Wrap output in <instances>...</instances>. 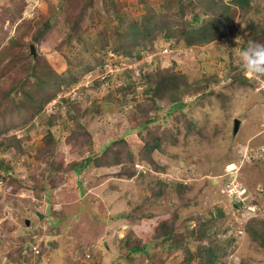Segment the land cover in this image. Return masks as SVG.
Here are the masks:
<instances>
[{
	"label": "rangeland",
	"instance_id": "374dc122",
	"mask_svg": "<svg viewBox=\"0 0 264 264\" xmlns=\"http://www.w3.org/2000/svg\"><path fill=\"white\" fill-rule=\"evenodd\" d=\"M168 1L116 0L117 13L106 0H0V98L14 85L19 103L0 100L1 126L13 122L0 133V264H264L249 233L252 220L264 230V76L236 55L264 44V0L230 10L229 29L214 23L215 37L196 45L166 32L207 24L203 0L196 22ZM151 15L146 45L130 43L135 59L117 54L116 30ZM52 71L63 79L53 97L38 82ZM144 72L180 84L185 105L146 108ZM33 95L40 107L29 114ZM149 131L163 142L148 155ZM38 238L43 254L30 248ZM130 244L146 249L128 254Z\"/></svg>",
	"mask_w": 264,
	"mask_h": 264
},
{
	"label": "trees",
	"instance_id": "16d2710c",
	"mask_svg": "<svg viewBox=\"0 0 264 264\" xmlns=\"http://www.w3.org/2000/svg\"><path fill=\"white\" fill-rule=\"evenodd\" d=\"M106 1H110L106 3H111L115 11L117 13H120V10H118V6L116 5V2H115L116 0H106ZM168 2L171 7L175 5L184 7V9L181 8L177 11L178 15H180L181 17H183L186 10L189 9L193 12L192 16H193L194 22H196L199 19V14H200V10H198L200 6L199 1L197 0H169ZM201 4L204 7L203 10L201 11H203L205 14L210 16V19L206 22L207 24H204V25L202 24L203 26L198 25V27L193 26L190 28H186V26L183 25L180 29H177L176 33L173 31L175 29L174 24L169 25L168 30L166 32V36L168 39H172V37L179 41L181 39H184V41H186L188 45H196V44H200L202 41L204 42L209 41L215 37V30H212V28L216 26L213 24L216 23L217 25H219V27H224L225 29H229L230 24H229L228 17H229L230 10H231V13H233L234 15L235 13H238V7L246 8L250 6V0H228V1L226 0H203ZM204 17H208V16H204ZM153 18H154L153 15H151L150 17L149 16L146 17V23L142 26H138L137 24L135 25L132 24L131 27L128 29V31L129 30L131 31L130 32L127 31L126 34H124V32L122 31L116 30L115 35H114L115 46H117L115 48L117 51L116 53L119 55L124 54L125 56L130 57L131 59H135L130 43L137 42L139 45H142V46L146 45V42L143 41V39H150L151 35L154 33L155 29L157 28V26L154 25L152 22ZM206 25H208V28H206ZM45 30L46 28H44V31ZM263 32H264V29H263ZM37 34L38 33H35L34 35H37ZM118 50H122L123 53L122 52L118 53ZM12 56L14 57V55ZM17 57H20V56H17ZM109 59L110 60L108 63L110 65L116 63V61L111 59V57H109ZM52 73L56 77H51V78L48 77L47 80L45 79V75L44 77L42 76L40 78L38 77L39 79L38 82H39L41 93L43 91L46 93L47 91L51 89V94H50L51 97L57 94L58 87L60 85L59 83L63 81V79L60 78V75H61L60 73L56 71H52ZM153 73L155 72H144L141 77V81L137 80L138 83H144V80H147V90L152 92L151 103L145 104L146 108H149L150 110H152L153 113L162 111L161 109L163 108H161V105H160L161 101H165V102L168 101L170 103L168 113H171L172 111H174L175 109L179 107H183L185 105V102L182 101V98L180 95V92H181L180 84L175 85L173 80H171L172 82L170 83L169 82L170 79H167L166 76H163V75L157 78L156 74H153ZM128 83H130V81ZM1 89H2V86L0 83V91ZM15 91H16V88H14V85L9 87L8 90L2 91V97L0 98V100H4L10 103L8 105H11V106L13 105L15 107V105L19 104L15 102V98H16V96L14 95ZM185 91H188V90H185ZM189 91H192V90H189ZM189 94L190 92L188 93V95ZM36 98L37 96L33 95V102H32L33 106L28 105L27 107L28 109L27 111L29 112V114L32 111H34L35 107L36 108L40 107V102L35 100ZM11 100L13 101V103H11ZM15 110L17 111L19 116L22 115L20 107H16L14 111ZM11 113L13 114V109L11 110ZM21 119H23L24 121L28 120V118L27 119L21 118ZM154 119H155L154 115H150L148 116L146 120L139 122L134 128L140 131L142 127H147L146 125ZM10 120H11L10 118L9 119L2 118L4 126H1L2 124H0V133L5 132L9 128L12 127L13 122L9 123ZM127 131L121 138L120 142L124 144L123 151L126 154L132 156L133 152L129 146V143L126 140ZM148 133L152 135L149 137L150 139L145 141L144 149H145V152L149 155V152H153L156 149L162 148L163 138L162 136H159L151 131H149ZM115 140L116 138H114L111 143H113ZM92 159H94V157L92 156L83 158V161H81L80 164H82V166H88L89 163L92 161ZM78 171H80V169H78ZM252 221H251V227L249 228V233L254 237V240L258 242L259 246H261V248H264V230L261 229L259 226L255 225ZM118 239L124 240L123 238H118ZM106 241H109V239H106ZM127 246H128V251H127L128 254H131V253L138 254L141 251H144L146 249L145 244L144 245L130 244ZM119 257H120L119 255H116L114 258H119ZM215 259H216L215 252L207 251L205 252L202 260L204 262L213 263ZM108 262H109L108 264H111L112 260ZM241 264H250V262H247L246 259L243 258Z\"/></svg>",
	"mask_w": 264,
	"mask_h": 264
},
{
	"label": "clouds",
	"instance_id": "9594fccd",
	"mask_svg": "<svg viewBox=\"0 0 264 264\" xmlns=\"http://www.w3.org/2000/svg\"><path fill=\"white\" fill-rule=\"evenodd\" d=\"M236 55L240 61L241 67L250 74H254L257 77L264 76V44L261 43H250L247 47L243 49H238L236 52ZM262 89V88H260ZM248 205H255V204H248ZM258 208V206H256ZM255 215H258L259 208L256 209ZM45 240H43L41 243L44 244ZM46 250L47 251V245ZM92 244L87 246V249L91 250ZM95 249L94 247L92 248ZM40 251L39 253H42ZM88 253L91 255V253L88 251ZM91 257V256H90Z\"/></svg>",
	"mask_w": 264,
	"mask_h": 264
},
{
	"label": "built area",
	"instance_id": "2783aa9c",
	"mask_svg": "<svg viewBox=\"0 0 264 264\" xmlns=\"http://www.w3.org/2000/svg\"><path fill=\"white\" fill-rule=\"evenodd\" d=\"M261 87L264 88V80H261ZM262 125H263V128H264V119H263ZM262 149L264 151V146L262 147ZM247 206L250 207L251 208L250 210H252L254 212L257 211L256 209H258L256 207V205H247ZM39 238L37 239V243L36 244L30 246V248L33 250V254L39 253L41 251L40 243H41L42 239H40V241L38 242ZM86 256L90 257L91 255L88 253Z\"/></svg>",
	"mask_w": 264,
	"mask_h": 264
},
{
	"label": "water",
	"instance_id": "95a60500",
	"mask_svg": "<svg viewBox=\"0 0 264 264\" xmlns=\"http://www.w3.org/2000/svg\"><path fill=\"white\" fill-rule=\"evenodd\" d=\"M30 47H31V52L32 53H34V55L36 54V52H35V44H30ZM240 120L237 118V119H235V128H234V131H237V129L239 128V125H240Z\"/></svg>",
	"mask_w": 264,
	"mask_h": 264
},
{
	"label": "crops",
	"instance_id": "0c3cea01",
	"mask_svg": "<svg viewBox=\"0 0 264 264\" xmlns=\"http://www.w3.org/2000/svg\"><path fill=\"white\" fill-rule=\"evenodd\" d=\"M100 246H102V245H100ZM110 247H109V245L107 246V250L109 249ZM109 261V260H108ZM106 264V263H105Z\"/></svg>",
	"mask_w": 264,
	"mask_h": 264
},
{
	"label": "bare ground",
	"instance_id": "6f19581e",
	"mask_svg": "<svg viewBox=\"0 0 264 264\" xmlns=\"http://www.w3.org/2000/svg\"><path fill=\"white\" fill-rule=\"evenodd\" d=\"M230 168H232V166H231V167H229V169H230ZM77 170H78V169H77ZM5 181H6V180H5ZM47 192H48V191H47Z\"/></svg>",
	"mask_w": 264,
	"mask_h": 264
}]
</instances>
